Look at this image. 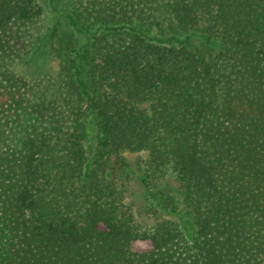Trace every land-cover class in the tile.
Masks as SVG:
<instances>
[{
    "label": "trees",
    "instance_id": "obj_1",
    "mask_svg": "<svg viewBox=\"0 0 264 264\" xmlns=\"http://www.w3.org/2000/svg\"><path fill=\"white\" fill-rule=\"evenodd\" d=\"M0 264H264V0H0Z\"/></svg>",
    "mask_w": 264,
    "mask_h": 264
},
{
    "label": "rangeland",
    "instance_id": "obj_2",
    "mask_svg": "<svg viewBox=\"0 0 264 264\" xmlns=\"http://www.w3.org/2000/svg\"><path fill=\"white\" fill-rule=\"evenodd\" d=\"M44 2V0H42ZM54 22V15L49 12V9L45 5L43 16L36 23L34 27V31L46 32L48 28H50L51 24ZM17 72H28L30 75L32 74H53L57 70V61L51 58L39 57L34 59L28 65H17L15 66ZM90 135L92 133L90 132ZM127 158L131 161H135L138 156L136 154H126Z\"/></svg>",
    "mask_w": 264,
    "mask_h": 264
}]
</instances>
